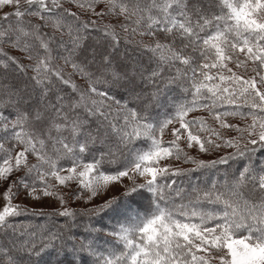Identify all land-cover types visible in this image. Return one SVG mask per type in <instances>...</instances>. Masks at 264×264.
Wrapping results in <instances>:
<instances>
[{
	"label": "snow or ice",
	"instance_id": "6c2138e0",
	"mask_svg": "<svg viewBox=\"0 0 264 264\" xmlns=\"http://www.w3.org/2000/svg\"><path fill=\"white\" fill-rule=\"evenodd\" d=\"M68 2L0 0V264H264V0Z\"/></svg>",
	"mask_w": 264,
	"mask_h": 264
},
{
	"label": "trees",
	"instance_id": "16d2710c",
	"mask_svg": "<svg viewBox=\"0 0 264 264\" xmlns=\"http://www.w3.org/2000/svg\"><path fill=\"white\" fill-rule=\"evenodd\" d=\"M64 7L70 8L72 11H78L77 7L74 4L69 3L68 0H64ZM83 19H87V17H83ZM110 22H112L110 20V18L105 19V21H104V23H110ZM96 35L97 34L95 32L91 33V36H93V37ZM135 38L139 39V37H135ZM144 39L147 41L148 37H145ZM87 43L92 44V43H94V41H92L90 39L87 41ZM123 48H124V44L121 43V49H123ZM5 51L9 52L10 55H16L18 57L20 56L19 52L15 51V50H10L7 47H5ZM21 59L23 61L22 57H21ZM23 62L26 63V61H23ZM230 67H231V65H230ZM31 74H32L31 70L29 69V75H31ZM75 82L82 86V81L76 80ZM64 92H65V94H67L68 89L65 88ZM169 95H172V93H169ZM157 112H160L161 118H163V115H162L163 109H153V115H155ZM194 114L195 115H204L206 117L208 116V114L206 112H197ZM227 120L229 123H234V124H239V125L245 124V121L242 120L240 117H227ZM221 131H222L225 138H231L232 136L230 135V133L232 131L234 132L235 130H233V129H222ZM164 139L166 141L171 139L170 135L167 132L165 133ZM187 151H188L189 155L195 156L198 159L209 160V159H206L205 157L202 158V157L197 156L196 154L193 153V151H190L188 149H187ZM233 151H234V149H232V148L221 147L219 150L213 151V152H217V155L211 159H215L219 156L225 155L227 153H231ZM259 155L264 156V153H260ZM33 162H35V161L33 160ZM242 163H243V161H237V162L233 163L230 171L231 172L237 171L242 166ZM173 166L180 167V168H193L194 167V165H192L191 163H185L183 161V159L179 160L178 164H175ZM224 171H225L224 168H219L218 170H199V171L191 172L186 176L176 177L177 185H174L173 187L174 188H176V187L182 188L184 190V195L187 197L191 193V189H192L193 185H196L200 188H207L208 185L210 184V182L212 181V179H219L223 175ZM229 179H231V175L229 176ZM176 202L180 203L181 201L179 199H177ZM45 211H51V210H45ZM43 221H44V218H42V217H32L30 215L29 216H22L19 218V222L24 223V224H27L29 222L40 223Z\"/></svg>",
	"mask_w": 264,
	"mask_h": 264
},
{
	"label": "rangeland",
	"instance_id": "374dc122",
	"mask_svg": "<svg viewBox=\"0 0 264 264\" xmlns=\"http://www.w3.org/2000/svg\"><path fill=\"white\" fill-rule=\"evenodd\" d=\"M3 11L7 12V11H11V9L6 7V8H4ZM0 15H3V12H0ZM241 126H243V124H241ZM230 135L232 137H236L238 134L236 131H234V132L232 131L230 133ZM188 150L193 151V153L196 154L197 156L202 157V158L205 157L206 159H211L217 155V152H213V151L208 153V154H204V153H199L195 149H188ZM178 161L179 160H170L168 162L171 163L172 165H175V164H178ZM2 191H3V189L0 188V192H2ZM60 191L63 192L66 195V197L69 199V206L70 207L78 208V207L83 206L82 202L75 201L72 198V192L70 189L61 188ZM118 191H119L118 188H113L110 192L106 193L105 195H102L97 200H95L94 203H102L103 200L105 198H107V196L118 195ZM0 201H2V197H0ZM16 202L17 203H23V204H25L31 208L43 209V210H52L53 208L59 206V202L55 198L43 199L39 202L34 201L33 199L27 197V195L23 189H21L20 194H19V199Z\"/></svg>",
	"mask_w": 264,
	"mask_h": 264
}]
</instances>
